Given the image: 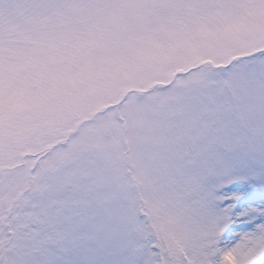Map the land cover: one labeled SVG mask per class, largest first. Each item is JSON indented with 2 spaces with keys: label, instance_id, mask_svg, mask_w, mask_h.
<instances>
[{
  "label": "snow or ice",
  "instance_id": "snow-or-ice-1",
  "mask_svg": "<svg viewBox=\"0 0 264 264\" xmlns=\"http://www.w3.org/2000/svg\"><path fill=\"white\" fill-rule=\"evenodd\" d=\"M0 264H264V0H0Z\"/></svg>",
  "mask_w": 264,
  "mask_h": 264
}]
</instances>
